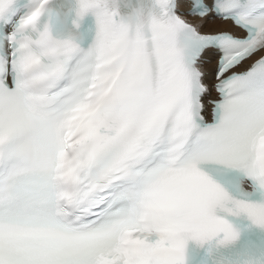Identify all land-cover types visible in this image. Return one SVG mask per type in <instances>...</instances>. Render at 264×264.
I'll list each match as a JSON object with an SVG mask.
<instances>
[{
    "label": "snow or ice",
    "instance_id": "1",
    "mask_svg": "<svg viewBox=\"0 0 264 264\" xmlns=\"http://www.w3.org/2000/svg\"><path fill=\"white\" fill-rule=\"evenodd\" d=\"M0 264H264V0H0Z\"/></svg>",
    "mask_w": 264,
    "mask_h": 264
}]
</instances>
